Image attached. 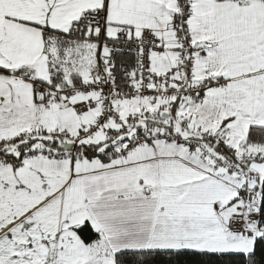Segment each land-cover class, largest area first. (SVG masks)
I'll return each mask as SVG.
<instances>
[{
	"label": "snow or ice",
	"instance_id": "obj_1",
	"mask_svg": "<svg viewBox=\"0 0 264 264\" xmlns=\"http://www.w3.org/2000/svg\"><path fill=\"white\" fill-rule=\"evenodd\" d=\"M0 264H264V0H0Z\"/></svg>",
	"mask_w": 264,
	"mask_h": 264
}]
</instances>
